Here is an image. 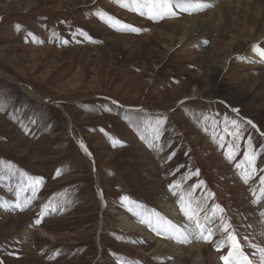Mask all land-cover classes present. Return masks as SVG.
<instances>
[{"label": "rangeland", "instance_id": "rangeland-1", "mask_svg": "<svg viewBox=\"0 0 264 264\" xmlns=\"http://www.w3.org/2000/svg\"><path fill=\"white\" fill-rule=\"evenodd\" d=\"M259 1L202 0L211 7L152 20L131 0H0V264H174L179 255L178 264H194L180 246L211 243L157 230V218L187 226L181 195L212 228L223 213L246 253L264 248ZM199 24L206 31L194 32ZM233 121L243 139L229 161L224 129ZM245 149L256 154L247 183L235 167ZM125 195L139 207L122 203ZM122 219L142 230H126ZM211 239L204 264H223L227 248L215 249L223 235Z\"/></svg>", "mask_w": 264, "mask_h": 264}, {"label": "snow or ice", "instance_id": "snow-or-ice-1", "mask_svg": "<svg viewBox=\"0 0 264 264\" xmlns=\"http://www.w3.org/2000/svg\"><path fill=\"white\" fill-rule=\"evenodd\" d=\"M119 2V0H118ZM131 3L135 5L133 8L134 11H139L140 15L147 16L149 19L157 20L164 19L166 17H176L181 12L191 14L190 9L194 4L197 5L196 11H202L204 8L211 7L210 4L203 3L202 0H131ZM124 7H128L127 4H123ZM101 18H104L103 13L100 14ZM109 23L110 26L115 27L117 24L121 23L119 20H113V18L109 17L108 20L105 21ZM123 30L130 31L133 33H139L141 29L125 24L123 26ZM83 35V33H81ZM89 39H91L89 37ZM69 41L65 40L64 43L67 44ZM253 50H256L254 47ZM258 55L264 59V50L258 52ZM164 123L163 120H158L157 125H162ZM251 124V121L248 122ZM253 127H255L253 125ZM224 131L233 137V143L229 145L228 151L225 153L227 159L229 161H233L238 155L236 149L239 148L238 141L243 139L242 130L236 124L235 121L232 122V128L225 127ZM160 136L157 134L155 136L156 140H159ZM223 139V137H220ZM115 144V141H113ZM249 146H251V140H248ZM81 149L87 153V148L81 142ZM256 158L255 152H248L247 149L244 151L243 160L241 162H237L235 167L237 169H241L244 173L242 178L244 182L247 183L249 179H251L255 175L254 169V161ZM59 174V173H58ZM196 175H199L197 172ZM42 182V178H34L33 185H38ZM260 185L264 186V176L260 177L259 181ZM178 185H170V189L177 187ZM203 186V181H200L198 184L192 186V190L198 189ZM34 190V189H33ZM262 193H264V188L261 189ZM173 195H176L173 192ZM255 195V194H254ZM121 202H127L129 205H136L139 207L138 202L133 201L128 196H123L121 198ZM196 207H193V205ZM16 207L20 208L21 211L24 209L17 204ZM199 208V203L190 198L187 202H185V196L181 195L179 198V211L182 213L183 217L187 220L188 224L184 227H178L174 225L171 221H161L157 218L156 223L160 224L159 232L163 233L165 231L171 230L173 232H177V235L180 239V242H190L189 238L191 236L192 226H195V231L198 233V238L205 240L209 243H213L211 239L216 235L219 231L223 235V239L219 241H215V249L216 251H221L222 248H227V254L221 255L220 260L223 261V264H264V248L256 247L253 249L251 253H246L244 251V245L240 242L241 238L238 233L232 228V226L228 223L224 215L221 213L220 217L217 221V227L212 228L206 221H208L209 216L207 213L201 219L199 212L197 211ZM129 212H132V208L129 207L127 209ZM139 215V213H136ZM44 213L41 212L40 218H37L34 223L40 224L41 219L43 218ZM143 222V221H142ZM149 224L152 223L151 220L147 221ZM247 242V240H245ZM249 247H253L249 245ZM259 256L258 259H252L250 256L255 257Z\"/></svg>", "mask_w": 264, "mask_h": 264}, {"label": "bare ground", "instance_id": "bare-ground-1", "mask_svg": "<svg viewBox=\"0 0 264 264\" xmlns=\"http://www.w3.org/2000/svg\"><path fill=\"white\" fill-rule=\"evenodd\" d=\"M260 3H259V5L260 6H257V9L258 8H261L262 9V11H263V13H264V0H260L259 1ZM226 13V12H225ZM228 13V12H227ZM226 25H227V27H225V28H228V29H231L232 28V26L229 24V23H226ZM230 26H231V28H230ZM206 28V27H205ZM202 25H198L196 28H195V30H194V32H199V31H201V30H205L206 31V29H205ZM209 28V27H208ZM199 30V31H198ZM230 32H232L231 30H229ZM202 32V31H201ZM260 35H264V30H261L260 31ZM185 38H183L182 39V41L184 40ZM207 51V50H206ZM205 51V52H206ZM207 56H208V58H209V60L212 62V66L215 68L214 70H213V75L215 76V77H217L216 79H218V77H219V75H218V68L219 67H217V59H215L214 58V53L212 52V50H208L207 51ZM0 75H1V72H0ZM3 76V75H2ZM5 77H7L10 81H14V82H16V80L14 79V78H10V77H8V76H6V75H4ZM19 84V83H18ZM22 88H23V90L29 95V96H31L32 98H34V99H36V100H38V101H40V102H42V103H47V104H54V105H56L57 107H58V102H55V101H52L51 99H45V98H42V97H40L39 95H37V94H35L30 88H28L27 86H21ZM196 98V97H195ZM72 124H70V135H71V137L73 138V139H75L76 141H77V143H79V144H81V142L84 144V141L82 140V138L73 130V127L71 126ZM84 146H85V144H84ZM86 147V146H85ZM87 154H89V152H87ZM90 155V154H89ZM86 157V156H85ZM89 157V156H88ZM99 185V184H98ZM97 188H98V186H97ZM100 189L98 188V192H100L99 191ZM101 194V193H100ZM260 209L263 211V215H264V200L261 202V204H260ZM223 214V213H222ZM220 217V216H219ZM228 217V216H227ZM202 219V218H201ZM178 219H177V217L175 218V219H172L171 220V222L174 224V225H176V226H178V227H182L180 224H177L178 223V221H177ZM218 220V219H217ZM175 221L177 222V223H175ZM228 221V220H227ZM122 224H123V226H124V228L126 229V230H129V231H136V232H140L142 229H141V227L140 226H138L137 225V223H135V222H133V221H127L126 219H122ZM228 223H229V221H228ZM161 227V226H160ZM193 228L195 229V226L193 225ZM157 230H159V227L157 228ZM168 233H170L173 237H175V238H177L178 240H180L179 239V237H178V235H177V232H173V231H171V230H168L167 231ZM193 236H192V238H189V241H190V243H191V240H193L194 238H198V233L196 232V231H193ZM202 240V239H201ZM203 241V240H202ZM183 244H184V242H183ZM243 244V243H242ZM186 246V247H185ZM214 245L211 243V244H209V245H203V244H201V242H192L190 245H188L187 246V244L186 245H183V246H180V249H182L183 248V250L182 251H185V250H187L188 251V253H189V255H186L187 256V258L189 259V260H193V262H194V264H204V261H203V253H204V251L206 250V249H209V250H213L212 249V247H213ZM180 256V255H179ZM177 256L174 260V264H178V263H180L181 262V257L182 256ZM213 256H215L213 253H211V256H210V259L212 260V258H213ZM173 257H175V256H173ZM255 259V258H254Z\"/></svg>", "mask_w": 264, "mask_h": 264}]
</instances>
